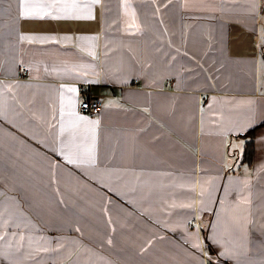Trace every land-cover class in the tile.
<instances>
[{
    "label": "crops",
    "instance_id": "crops-1",
    "mask_svg": "<svg viewBox=\"0 0 264 264\" xmlns=\"http://www.w3.org/2000/svg\"><path fill=\"white\" fill-rule=\"evenodd\" d=\"M78 2L0 0V264H264V0Z\"/></svg>",
    "mask_w": 264,
    "mask_h": 264
},
{
    "label": "snow or ice",
    "instance_id": "snow-or-ice-1",
    "mask_svg": "<svg viewBox=\"0 0 264 264\" xmlns=\"http://www.w3.org/2000/svg\"><path fill=\"white\" fill-rule=\"evenodd\" d=\"M98 2V0H94ZM91 4H81L78 0H20V16L24 19H81V18H91ZM85 10L87 12L85 13ZM23 40L32 41V37L23 36ZM48 39V38H44ZM70 39V38H69ZM69 92H76L75 88L68 89ZM72 110L67 113L69 116V121L67 127L63 124L60 128L61 136L65 131L73 132L79 127L81 123L86 125H92L93 130L96 125L99 124V121L88 120L87 117L79 116L75 112V103L73 102ZM63 108L61 109V120L64 118ZM83 156L85 158L84 162L89 164H95V149H94V137H93V146L84 147ZM70 163H75L74 160H69ZM3 239V237H0ZM111 241H109L110 243Z\"/></svg>",
    "mask_w": 264,
    "mask_h": 264
},
{
    "label": "built area",
    "instance_id": "built-area-1",
    "mask_svg": "<svg viewBox=\"0 0 264 264\" xmlns=\"http://www.w3.org/2000/svg\"><path fill=\"white\" fill-rule=\"evenodd\" d=\"M22 73H27L26 66H22L21 68ZM103 107V103L97 98H85L79 104V111L83 114H88L90 116H96L101 112ZM197 221L195 219L191 220L190 226L191 228H195ZM208 264H221L218 261L210 259Z\"/></svg>",
    "mask_w": 264,
    "mask_h": 264
},
{
    "label": "trees",
    "instance_id": "trees-1",
    "mask_svg": "<svg viewBox=\"0 0 264 264\" xmlns=\"http://www.w3.org/2000/svg\"><path fill=\"white\" fill-rule=\"evenodd\" d=\"M251 147H252V145H251V143H249V144L247 145V149H246V150H247V152H246V153H247V154H246L247 157H248V154H249V155L251 154V151H252Z\"/></svg>",
    "mask_w": 264,
    "mask_h": 264
}]
</instances>
